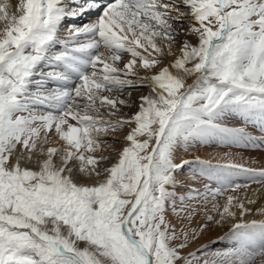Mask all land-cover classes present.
Masks as SVG:
<instances>
[{
    "label": "snow or ice",
    "instance_id": "obj_1",
    "mask_svg": "<svg viewBox=\"0 0 264 264\" xmlns=\"http://www.w3.org/2000/svg\"><path fill=\"white\" fill-rule=\"evenodd\" d=\"M210 143H264V0H0V264H264V168L176 155ZM212 201L230 246L188 251Z\"/></svg>",
    "mask_w": 264,
    "mask_h": 264
},
{
    "label": "bare ground",
    "instance_id": "obj_2",
    "mask_svg": "<svg viewBox=\"0 0 264 264\" xmlns=\"http://www.w3.org/2000/svg\"><path fill=\"white\" fill-rule=\"evenodd\" d=\"M5 2H7L9 5V11H14V6H15L17 0H5ZM94 18H95L94 15H88V16L84 17V20L90 21L91 19H94ZM74 23L80 24L81 20H76V21H74ZM66 28H67V25H65V29ZM62 38H64V30L63 29H62ZM102 51H103V49H102ZM127 59L128 58H126L125 60H127ZM170 59H172V57H168L165 60V63H167V61ZM48 70H50V69L45 68V71H48ZM188 82L191 83V80H189ZM48 86L52 87L54 85H48ZM136 90H137V92L133 96H131V98L133 99L134 105H138L139 97L141 95H147L149 93V89L147 87L138 88ZM227 124H228V126H231V127H246V130L249 133H251L253 136L255 135L257 138L261 137V135H262L260 133V131L257 128H254L252 125L245 126L239 118L238 119L237 118H235V119L229 118V120L227 121ZM258 145L264 146V143H258ZM255 148L260 149L259 147H255ZM260 150H262V149H260ZM249 154L251 156H248ZM249 154H246L245 152H241V151H237V150L236 151L230 150L228 148L213 149L211 144H207V145L197 144L193 147H190L187 151H185L183 148H180L176 153L177 157H182L185 160H194L196 157H199L202 160H208L211 162L215 161V163H217V164L218 163L219 164H225L223 162H227V163L231 162V163L243 164L244 166L249 167V168L250 167L251 168H253V167L259 168V169L264 168V151H254V152H250ZM176 163H180L179 158L176 160ZM193 167H195L194 164L186 165L182 171H179L176 174L178 181H180V183L177 185V188L182 189L181 191H178L179 195L184 194L186 192L185 189L194 188V187H197V185H199V187L202 186L201 183L195 184V182L198 179H196L194 177V174L192 171L194 169ZM240 176H242V175H240ZM240 176H237V177H240ZM201 182H203V181H201ZM239 194L241 196L247 195L248 197L256 200V204L248 205L249 208L255 210V209H259V208L264 207V183H261V184L255 183V184L249 186V188L247 190L240 189ZM176 218L170 219V220H172L173 223H177L175 221ZM262 218H264V217H261L259 214L255 213V212L244 217L245 220H252V219L259 220ZM178 225H179V223H177V226ZM224 225L226 226L228 224H224ZM189 226L191 227V229L193 228L191 224H189ZM193 230H194V228H193ZM198 234L200 235L199 237H201L203 233L201 231Z\"/></svg>",
    "mask_w": 264,
    "mask_h": 264
},
{
    "label": "rangeland",
    "instance_id": "obj_3",
    "mask_svg": "<svg viewBox=\"0 0 264 264\" xmlns=\"http://www.w3.org/2000/svg\"><path fill=\"white\" fill-rule=\"evenodd\" d=\"M192 41L195 43V38L192 37L191 38ZM178 54V52L176 53ZM126 58H129L127 56H125V59ZM137 92V90H132L131 92V96H133L135 93ZM128 97V92H125L124 93V96L122 98H127ZM131 100L133 101V99L131 98ZM136 110V105H132V107L130 108H124L123 111L125 113H128V114H131L132 112H134ZM238 119V118H237ZM231 127V126H229ZM257 135V134H256ZM255 136V135H254ZM212 145V148L213 149H217V148H228L230 150H234V151H241V152H245L246 154H249L250 152H254V151H264V146L263 145H258L257 146H253V145H224V144H219V143H210ZM255 147H259L260 149H256ZM247 156V155H246ZM248 156H251L250 154ZM212 164H217L214 162H211ZM225 164H228L227 162H223ZM195 167H193L194 169H197L198 170V166L194 164ZM246 167V166H245ZM249 168V167H247ZM251 168V167H250ZM254 168V167H253ZM254 169H259V168H254ZM193 171V170H192ZM196 179H198L195 184H202L201 187H199V185H197V187H194V188H197V189H203V185L205 183H207V181L203 178V177H195ZM203 181V182H201ZM234 182L235 183H239V184H248L249 186L255 184L253 183L250 179H248L247 177L245 176H240V177H235L234 178ZM256 184H261V183H256ZM243 189V188H241ZM182 189H179L177 188V192L178 191H181ZM186 192L188 189H185ZM186 192L184 194H186ZM182 194V195H184ZM179 195V194H178ZM227 195V194H225ZM218 201L219 203H223L224 202V197H219L218 198ZM216 201H212L210 203H208L206 206L204 205H201V210L195 214L194 216H192L191 220H184L183 221V224L187 227L188 230L192 231L193 228L194 230L197 231V233L201 232L202 231V236L199 237L200 235L197 234L196 236V239L194 241H191V245L189 246V248L187 249L188 251H192V250H195V249H198V248H201L202 246H206L205 247V252L207 253H211V252H214V251H217V250H222L228 246H230V241L227 240V239H221L224 234L228 231V227L229 225H217L215 224L214 222H208L206 220V215H205V212L207 211L208 214H211V215H216V213L214 212H211V208H212V203H215ZM177 207H179V200H177ZM168 217L169 219H175L176 217L172 214V211L171 209H169L168 211ZM194 218V219H193ZM218 218V217H217ZM177 222V218L175 220ZM192 221V222H191ZM178 223V222H177ZM189 224L192 225V229L191 227L189 226ZM202 224H207V228L206 229H203L201 230V225ZM194 225V226H193ZM190 228H189V227ZM178 228L180 227V224L177 226Z\"/></svg>",
    "mask_w": 264,
    "mask_h": 264
}]
</instances>
